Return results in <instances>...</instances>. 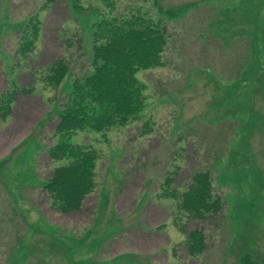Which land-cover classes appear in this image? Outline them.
Here are the masks:
<instances>
[{"label": "rangeland", "instance_id": "374dc122", "mask_svg": "<svg viewBox=\"0 0 264 264\" xmlns=\"http://www.w3.org/2000/svg\"><path fill=\"white\" fill-rule=\"evenodd\" d=\"M160 8L173 16L164 66L136 73L147 106L126 126L65 137L72 160L74 144L96 154L95 186L61 211L44 182L70 158L49 149L72 81L91 70L92 34ZM59 58L69 72L53 86ZM197 171L222 202L205 219L179 210ZM193 229L205 248L190 255ZM244 254L264 259V0H0V264H241Z\"/></svg>", "mask_w": 264, "mask_h": 264}, {"label": "trees", "instance_id": "16d2710c", "mask_svg": "<svg viewBox=\"0 0 264 264\" xmlns=\"http://www.w3.org/2000/svg\"><path fill=\"white\" fill-rule=\"evenodd\" d=\"M169 11L160 8L159 17L135 13L102 20L103 28L98 35L92 34L91 70L72 81L54 130V134L61 136L60 141L49 149L52 159H62L63 156L70 158L69 163L54 168L50 178L44 182V187L55 192L60 199L61 211L79 209L85 195L95 186L93 168L96 154L74 144L72 160L70 149L64 147L68 140L65 137L76 131L103 132L141 118L148 95L146 84L138 79L136 73L164 66L168 27L163 17L171 19L173 16L167 14ZM68 66L63 58L53 61L48 67L49 83L59 85L69 72ZM20 90L29 91L24 88ZM9 110L8 106L7 112ZM143 126L147 127V124ZM179 200V210H187L199 219H205L209 211L218 212L222 207L221 198L213 193L206 171L194 173L192 182L180 193ZM185 241L190 255L203 252L205 248V235L201 229L189 231ZM240 262L264 264V259L259 263L257 259L253 261L244 254Z\"/></svg>", "mask_w": 264, "mask_h": 264}]
</instances>
